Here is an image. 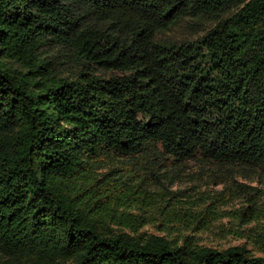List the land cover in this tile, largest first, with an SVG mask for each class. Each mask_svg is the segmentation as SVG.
I'll return each instance as SVG.
<instances>
[{
    "label": "trees",
    "instance_id": "1",
    "mask_svg": "<svg viewBox=\"0 0 264 264\" xmlns=\"http://www.w3.org/2000/svg\"><path fill=\"white\" fill-rule=\"evenodd\" d=\"M253 183L264 0H0V264H264Z\"/></svg>",
    "mask_w": 264,
    "mask_h": 264
},
{
    "label": "rangeland",
    "instance_id": "2",
    "mask_svg": "<svg viewBox=\"0 0 264 264\" xmlns=\"http://www.w3.org/2000/svg\"><path fill=\"white\" fill-rule=\"evenodd\" d=\"M191 184L188 185H181V186H174L175 188L185 189L191 187ZM253 186H256L263 190L264 193V185H257V183H253ZM212 189V188H210ZM221 187L215 188V190H220ZM200 192L206 190L204 186H199L198 189ZM262 202L264 203V195L262 197ZM239 202H234L231 205L223 207V212H233L240 207ZM264 222V221H262ZM238 221L233 218H223L220 221H216L211 224L207 230L198 232L193 235L198 242L199 245L210 247L218 250H224L229 247L233 246H240L245 247L247 250L252 252L256 256L264 257V253L261 252L260 245L254 241H251L245 237V234L242 235V231L249 227L254 226L255 224L244 225L242 227H238ZM237 231H241L240 233H236ZM143 233L147 234H156V235H166L169 238H173L175 234L173 232H165L160 231L159 226L157 223L147 225L142 230ZM170 235V236H169Z\"/></svg>",
    "mask_w": 264,
    "mask_h": 264
}]
</instances>
